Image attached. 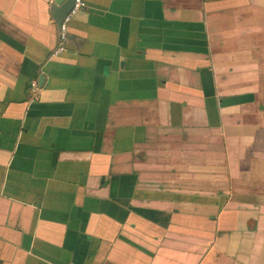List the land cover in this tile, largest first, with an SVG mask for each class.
I'll list each match as a JSON object with an SVG mask.
<instances>
[{
    "label": "crops",
    "instance_id": "0c3cea01",
    "mask_svg": "<svg viewBox=\"0 0 264 264\" xmlns=\"http://www.w3.org/2000/svg\"><path fill=\"white\" fill-rule=\"evenodd\" d=\"M84 2L0 0V264H264V0Z\"/></svg>",
    "mask_w": 264,
    "mask_h": 264
},
{
    "label": "built area",
    "instance_id": "2783aa9c",
    "mask_svg": "<svg viewBox=\"0 0 264 264\" xmlns=\"http://www.w3.org/2000/svg\"><path fill=\"white\" fill-rule=\"evenodd\" d=\"M85 7V3L83 0H75V5L72 9V11L66 16L64 21L61 24L60 31H59V45L56 48V50L53 52L52 56H58L60 54H63L67 51L66 44H67V31L68 26L72 18L79 13L83 8ZM30 91L32 93L38 92V86L36 83H33L31 85Z\"/></svg>",
    "mask_w": 264,
    "mask_h": 264
},
{
    "label": "water",
    "instance_id": "95a60500",
    "mask_svg": "<svg viewBox=\"0 0 264 264\" xmlns=\"http://www.w3.org/2000/svg\"><path fill=\"white\" fill-rule=\"evenodd\" d=\"M53 4H54V9L56 10L55 20H56V23H57L59 31H60V27H61L62 22L64 21L66 16L72 11V9L75 5V0H54ZM85 8H86V3H85V7L82 10H84ZM67 46H68V31H67L66 49H67Z\"/></svg>",
    "mask_w": 264,
    "mask_h": 264
}]
</instances>
